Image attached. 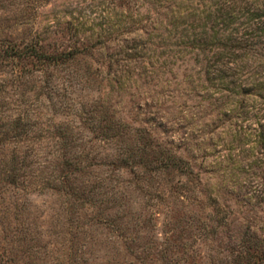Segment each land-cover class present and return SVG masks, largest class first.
<instances>
[{
	"label": "trees",
	"instance_id": "1",
	"mask_svg": "<svg viewBox=\"0 0 264 264\" xmlns=\"http://www.w3.org/2000/svg\"><path fill=\"white\" fill-rule=\"evenodd\" d=\"M158 1L162 12L155 19L154 33L145 40L138 36L129 42L112 43L116 39L107 35L116 29L85 31L76 19V24L65 23L64 30L75 39L68 50L47 51L37 38L27 43L0 42V72L6 74L0 79V184L40 183L35 190L63 192L72 198H65L59 215L60 227L66 230L63 243L74 251L73 264H95L86 259L93 247L112 250L109 260L100 259L97 264H149L154 259L167 264L175 230L183 233L201 224V235L215 238L234 223L214 205L215 199L209 204L212 214L202 221L197 212L202 208L200 203L191 204L187 196L199 201L194 188L181 182L161 183L172 174L184 175L188 181L196 177L191 165L176 155L180 149L191 151L194 161L198 154L208 157L211 152L203 137L201 144L190 145L187 137L167 135L172 126L161 111L173 101L163 94L170 86L163 77L171 74L176 61L189 57L209 86L204 88L197 79V84L190 82L195 85L190 91L200 86L214 103L221 100L222 118L242 119L236 142L256 154L264 150V108L256 107L253 101L264 95V9H252L246 0ZM163 1L167 6L161 5ZM100 49L107 52L95 59ZM93 64L99 66L93 68ZM102 88L105 99L98 96L95 102L87 103L73 99L76 90L94 89L100 94ZM151 88L160 92L151 95ZM131 89L138 91L135 108L143 111L142 122L148 127L129 125L121 109L108 100L113 93L127 95ZM231 96L234 101L230 103ZM57 115L64 120L55 122ZM157 129L164 138L156 135ZM94 141L112 146L116 157L100 159ZM257 160L246 163L239 155L230 154L226 160L210 161L208 166L222 169L223 174L235 171L230 176L239 179V174L248 173ZM102 168L105 172L99 178L94 172ZM124 174H132L127 183L135 182L133 188L149 196L145 205L151 208L150 213L137 217L135 224L123 210L128 202V185H120ZM73 175L85 183L91 178L99 181L73 191L68 185ZM152 198L157 201L152 203ZM161 205L163 226L169 227L165 234L171 236L158 241L150 232V223L159 216ZM80 209H90L92 215L84 222H73ZM100 227L106 228L109 236L98 239ZM244 228L219 247L224 260L219 261L218 253L211 250L214 258L210 257V264H264V234L259 235L261 231L251 225ZM213 237L209 241L212 248L217 244Z\"/></svg>",
	"mask_w": 264,
	"mask_h": 264
},
{
	"label": "rangeland",
	"instance_id": "2",
	"mask_svg": "<svg viewBox=\"0 0 264 264\" xmlns=\"http://www.w3.org/2000/svg\"><path fill=\"white\" fill-rule=\"evenodd\" d=\"M246 1L252 9H264V0ZM159 4L158 0H0V42L27 43L29 40L37 38L42 41V45L47 51L68 50L75 45V39L70 38L71 32L68 34L64 30L65 23L76 24V19L84 24L83 30L85 31L91 28L95 29V32L116 29L117 32L107 35L109 39H116L112 43L129 42L138 36L145 40L149 34L154 33L152 28L155 25V19L159 12H162ZM167 4L168 2L165 1L161 3L163 6H167ZM89 34L90 32H86L85 36H89ZM162 34L166 38L163 32ZM93 39L91 43H94ZM159 50L164 51L165 48ZM106 52L102 50L99 54ZM108 53L110 54L111 50ZM99 54L94 55V58L103 57L102 54ZM98 66V64H93V68ZM199 70V67L189 57H185L183 61L175 62L171 68V74H166L163 77L164 81L170 83V86L164 89L163 94L172 97V100L169 101L173 102L166 103L161 112L171 122L172 128L167 135L174 134L177 139L187 137L192 142L190 145L201 144L200 139L203 137L206 139L204 143L210 147L211 152L208 157L204 156L205 154H198L194 161L191 151L186 152L183 148L180 149L176 155L191 165L196 177L188 181L184 175L172 174L161 183L181 182L194 188L198 193L199 201H192L193 197H190V194L187 196L191 204L200 203L202 208H197V212L202 217V221L205 222L207 214H212L213 208L209 204L215 199L214 205L223 212V215L226 214L224 216H227L229 222L234 223L227 227V231L222 232V236L215 235L214 238L209 235L208 239L201 235L203 233L201 224L193 225L191 230L186 228L183 233L175 230L174 239L170 243L171 249L167 253L169 258L167 264H210L212 263L210 257H213L211 250L218 253L219 261L224 260L225 257L221 254L223 249L219 247L229 237L236 235L237 231H244V227L247 225L260 230L259 235L264 234V150H260L259 154H256V151H251L249 146L236 142L238 136L236 132L239 131L242 119L222 118L221 108L218 107L221 100L214 103L213 99L207 98L206 91L200 89V86H197L194 92L190 91L195 86H192L190 82L193 81L197 84V79L204 88H209L204 81L203 74H198ZM4 76L6 74L0 72V79ZM103 89L100 94L96 93L94 89L81 92L76 90L73 99L84 103L95 102L98 96L105 99V90ZM149 92L153 95L160 90L151 88ZM137 93L138 91L134 89L128 91L127 95L113 93L108 97V100L118 110L121 109V116L129 125L135 128L148 127L150 125L142 122L145 119L142 116L143 111L137 112L135 108L138 104ZM226 95L229 96L228 93L223 94V96ZM218 96L221 95L218 94L217 98ZM232 101L234 99L231 96L229 102ZM253 101L256 107L264 108V95L261 98H254ZM232 116L234 117V114ZM54 120L61 122L64 117L57 115ZM155 133L158 137L164 138L160 129H157ZM209 138L212 140L209 141ZM93 144L100 159L116 157V151L112 146L104 145L98 141H94ZM202 145L204 146V144ZM230 154L232 157L239 155L246 163L253 162L257 157L260 161L257 160L248 173H240L239 179L230 176L235 171L228 170L223 174L222 169L212 170L208 166L210 161L216 158L218 161L226 160ZM104 172L105 169L102 168L95 171L94 174L102 178ZM75 176H71L70 183H68L73 191L99 181L97 178H89L90 180L85 183V181H81L79 175ZM132 177V174H124L122 176L123 183L120 185H123L124 188L128 185V188H125L126 201L128 202L123 210H125L127 218H131L132 224H135L137 217L147 215L151 208L148 207L149 205H145L149 196L143 194L137 187L133 188L135 182L127 183ZM39 185L40 183L0 184V264H73L74 251L67 249L69 245L63 243L62 239L66 235V230L60 227L62 219L59 215L62 213L64 205L62 202L65 198L71 200L72 198L63 192L35 190V187ZM131 187L132 190H130ZM87 190L85 189V191ZM151 201L155 203L157 198H152ZM163 210L164 207L161 205L159 216L150 223L152 227L150 232L158 241L168 235L165 233L169 229V227L163 226ZM78 213L79 218L73 219L72 217L73 222H84L85 217L92 215L90 209H80ZM170 221L174 225V222ZM152 225H155L154 230ZM241 226L242 229L239 228ZM96 233L100 234V236L97 235L98 239L109 236V231L104 227H100ZM178 234L179 236H177ZM168 236L170 237L171 234ZM210 237H213V243L217 242V244H213L214 249L209 242ZM93 249L91 252H87L86 259L95 261V264L100 259L109 260V256L112 254V250L106 252L99 247H93ZM95 257L98 258L95 260ZM149 264L165 263L162 260L154 259V262Z\"/></svg>",
	"mask_w": 264,
	"mask_h": 264
}]
</instances>
